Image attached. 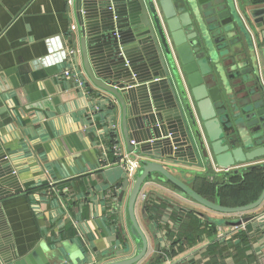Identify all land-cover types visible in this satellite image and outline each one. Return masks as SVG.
I'll list each match as a JSON object with an SVG mask.
<instances>
[{
	"label": "water",
	"instance_id": "water-1",
	"mask_svg": "<svg viewBox=\"0 0 264 264\" xmlns=\"http://www.w3.org/2000/svg\"><path fill=\"white\" fill-rule=\"evenodd\" d=\"M73 11L77 70L112 96L114 123L120 122L128 151L143 158L133 182L123 172L118 195L119 202L128 196L136 252L106 264H138L149 254L137 213L148 180L172 185L218 214H245L262 206L264 189L257 200L228 207L199 194L190 181L203 166L239 172L264 165V31L256 50L233 0H74ZM2 94L0 264H49L42 245L19 256L3 207L28 190L2 135L15 121L9 95ZM142 215L156 240L145 208ZM254 218L216 222L232 227Z\"/></svg>",
	"mask_w": 264,
	"mask_h": 264
},
{
	"label": "crops",
	"instance_id": "crops-1",
	"mask_svg": "<svg viewBox=\"0 0 264 264\" xmlns=\"http://www.w3.org/2000/svg\"><path fill=\"white\" fill-rule=\"evenodd\" d=\"M73 2L0 0V92L9 95L7 105L13 108L17 118L7 141L8 153L15 159L16 170L26 186L47 182L45 169L53 180L61 181L65 213L67 211L70 218L54 220L48 212L38 214L26 195L4 201L3 207L19 256L42 245L47 254L48 249L60 253L54 255L55 258L48 254L49 264H60L64 257V264H99V259H104V264L106 255L118 258L115 254L122 249L129 248L127 253L134 254L136 241L130 231L128 197L118 211L113 207L111 196L114 189L122 187L124 170L119 165L103 162L106 160L104 151L109 149L107 137L103 139L102 135L116 117L113 107L106 101L112 96L89 82L94 92L91 97H84L63 73L67 67H73L72 59L76 63L70 51L79 48L71 29L73 25L77 29ZM233 2L258 50L263 40L264 4L255 5L250 0ZM80 71L85 74L83 69ZM260 72L264 86L263 64ZM97 94L104 101L95 96ZM62 95L68 97L62 98ZM96 104L105 106L93 114ZM101 113L105 115L102 122L96 119ZM117 127L124 148L128 150L120 122ZM108 156L110 161L113 160L111 155ZM261 160L264 161V157ZM195 169L205 173L208 167ZM211 169L218 172L216 165ZM142 191L166 205L158 215L159 220L153 221L149 216L158 237L155 240L142 215L146 200H139L137 213L149 240V254L138 264H184L189 260L191 264H264V220H259V216H264V203L252 214L255 220L243 224L245 227L237 232L233 233L231 226L217 225L216 232L209 235L207 228L195 244L177 251V246H171L176 228L173 208L180 209L188 229L191 223L196 225L198 219H204L203 214L217 218L224 216L202 207L162 182L148 180ZM48 208H52L50 204ZM107 214L118 216L117 224L110 229L102 222ZM67 223L76 230V235L88 248L87 252L79 242L62 237V229ZM119 230L125 241L118 237ZM242 231L247 232L246 238L238 241L236 235ZM89 234L95 235L92 244L87 239ZM67 243L74 245L73 258ZM212 248L216 256H211Z\"/></svg>",
	"mask_w": 264,
	"mask_h": 264
},
{
	"label": "trees",
	"instance_id": "trees-1",
	"mask_svg": "<svg viewBox=\"0 0 264 264\" xmlns=\"http://www.w3.org/2000/svg\"><path fill=\"white\" fill-rule=\"evenodd\" d=\"M250 1L252 2V4L255 5L264 4V0ZM95 96H98V94ZM102 106L104 107L105 105ZM102 106L101 109L103 108ZM96 119L102 122V120L105 119L104 113L98 115ZM105 137H107L108 140V154L112 157V152L110 150V148L112 147V141L109 136ZM190 182H192V187L199 194L211 201L220 203L221 205L228 207L245 205L257 200L264 189V165L255 168L243 169V171L239 172H216L212 170L211 167H208L207 172L195 175ZM35 185H38V183H36ZM26 187L28 190V194L26 196L29 197V200L31 202V192L46 191V182H40V186H34L33 183H28ZM62 188L63 185H60L59 189L61 190ZM53 201H56L57 203L55 197L53 198ZM164 205H166L164 202L158 203L154 195L147 194V199L144 203V208L148 216H150L153 221L159 220L158 215L161 214V212L164 210ZM172 216L175 219L176 228L172 233L173 239L171 241V246H177V248H179L177 249V251H181L186 246L189 247L190 245L195 244L198 238L203 233V231L207 228L209 229L208 234L212 235L214 232H216V228L218 225V223L214 219H211L206 215H202L201 217H203L204 219H198L196 225L191 223V227L190 229H188L189 226L186 227V225H184V218L181 215V211L179 208L175 207L172 209ZM117 221L118 216L116 214L104 215L102 219L103 225L106 227V229H110L112 226L116 225ZM121 231L119 230L118 237L121 240L125 241L124 234ZM246 233V231L238 233L236 235V237H238V241H242L243 239L245 240ZM65 236H67L71 240L79 242L83 251L87 252L88 248L76 235V230L73 228L71 223H67L62 229V237ZM87 239L92 244L95 239V235L89 234L87 235ZM210 251L211 256H216L214 248H212V250ZM184 264H191V261H184Z\"/></svg>",
	"mask_w": 264,
	"mask_h": 264
},
{
	"label": "built area",
	"instance_id": "built-area-1",
	"mask_svg": "<svg viewBox=\"0 0 264 264\" xmlns=\"http://www.w3.org/2000/svg\"><path fill=\"white\" fill-rule=\"evenodd\" d=\"M70 4H72V0H70ZM71 29L74 31L76 29V27L73 25ZM75 53H76L75 50L70 51L71 56L72 55L75 56ZM73 61L74 60L72 59L71 62L73 64V67L72 66L67 67L63 71V73L70 81H72L74 87L76 89H78L79 93L82 94V96L89 98L92 96L94 90L92 89L91 85L89 84L90 81L88 80L87 76L83 73H80L81 71H78L77 69H75L76 63H74ZM99 99L101 101H104V99H102L101 96L99 97ZM110 99L106 98V101L109 104H110ZM100 107H101L100 104L94 105L92 113L93 112L96 113L97 111H99ZM10 109H11L12 115L15 118V121L11 124V127H9L7 132H2V135H3L4 139L6 140V142L9 139L10 131L15 127L14 123L16 122V119H17L13 113V108H10ZM4 133H5V135H4ZM105 136H109L111 141H112L111 142L112 147L110 148V150L112 152L113 160L110 161L108 159L109 158V156H108L109 150H108V152L105 150L104 151V153H105L104 157L106 160L103 161L104 164L105 165H119L120 167L123 168L128 179L133 182L135 179V175L138 172V169L141 165V161L143 158L140 155L135 154L133 152H130L124 148L122 136L118 130L117 124L112 123L110 125L108 131H106L102 135V138L103 137L105 138ZM131 143L133 145H135L134 140ZM45 171H46L47 177L49 178V180L46 182V191H34L30 194V197L32 198V201H31L32 202L31 203L32 208L35 212H37L40 215H43L46 212H48V214L54 220H57L58 218L69 219L70 217L67 215V211L65 213V208H66L65 201H64L63 197L61 196V190L62 189L61 190L59 189V184L61 183V181L60 180H53L49 176V171L47 169H45ZM217 171H221V170L219 168H217ZM35 186H40V183H38V185H35ZM120 191H121V188H116V189H114L113 194L111 195L113 197L112 199L114 202L113 207H114V209H116L118 211H120L122 204H123V201L119 202V200H118V195H119ZM44 192H46V193L44 194ZM52 196H54L56 198L57 203H56V201H53L54 197L52 198ZM126 197H128V196H126ZM140 199L146 200L147 194L142 192L140 194ZM49 204L51 205L52 208H48ZM109 211H111V210H109ZM259 217H258L259 220H264V216H259ZM253 220H255V218ZM243 227H245L243 224L240 226H232L231 227V228H233L232 232L235 233L238 230L242 229ZM115 259H119V258L106 257V261L104 262V264H106L109 261L115 260Z\"/></svg>",
	"mask_w": 264,
	"mask_h": 264
},
{
	"label": "rangeland",
	"instance_id": "rangeland-1",
	"mask_svg": "<svg viewBox=\"0 0 264 264\" xmlns=\"http://www.w3.org/2000/svg\"><path fill=\"white\" fill-rule=\"evenodd\" d=\"M200 205V204H199ZM202 206V205H201ZM203 207V206H202ZM261 207V206H260ZM260 207L259 208H257V209H255V210H252V211H250V212H246L245 214L246 215H252V214H254V213H256V211H258L259 209H260ZM213 212V211H212ZM215 213V212H214ZM216 214H218V213H216ZM221 215H223L224 217L223 218H225V217H227V218H242V217H244V216H240V217H238V216H235V215H238V214H232V215H230V214H221ZM212 218H214V220L215 221H219V219L220 218H217V217H212ZM153 228V227H152ZM153 230H155L154 228H153ZM63 242H65V241H63ZM66 247H67V249H68V251L70 252V255H71V257L73 258L74 256H75V253H76V251L74 250V245H72V244H70V243H67L66 244ZM127 252H129V251H126V252H120V253H117V254H115L118 258H125V257H129V256H131V255H134L135 254V252H134V254H132V253H127ZM48 254L52 257V258H55L54 257V255H57V254H60V253H56V252H53L52 250H50V249H48ZM124 254L126 255V256H124ZM128 254V255H127ZM106 257H112V256H108V255H106ZM105 257V258H106ZM114 257V256H113ZM112 257V258H113ZM65 257L64 258H62V260H61V258H60V260H61V262H60V264H64V262H65ZM60 260H58V261H60ZM104 259H99L98 260V263L99 264H102V261H103ZM106 261V260H105Z\"/></svg>",
	"mask_w": 264,
	"mask_h": 264
}]
</instances>
